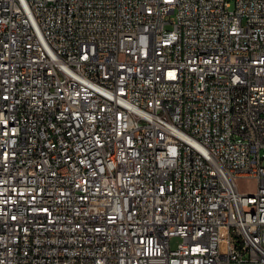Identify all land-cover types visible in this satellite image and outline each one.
<instances>
[{
    "label": "built area",
    "instance_id": "1",
    "mask_svg": "<svg viewBox=\"0 0 264 264\" xmlns=\"http://www.w3.org/2000/svg\"><path fill=\"white\" fill-rule=\"evenodd\" d=\"M0 264H264V0H0Z\"/></svg>",
    "mask_w": 264,
    "mask_h": 264
},
{
    "label": "rangeland",
    "instance_id": "2",
    "mask_svg": "<svg viewBox=\"0 0 264 264\" xmlns=\"http://www.w3.org/2000/svg\"><path fill=\"white\" fill-rule=\"evenodd\" d=\"M232 3V7H233V0H230ZM238 185L240 190L242 191H248V192H253L255 190H257V179L253 178V177H244V178H240L238 179ZM181 241V237H174L171 241V245L172 247H176L177 244Z\"/></svg>",
    "mask_w": 264,
    "mask_h": 264
},
{
    "label": "bare ground",
    "instance_id": "3",
    "mask_svg": "<svg viewBox=\"0 0 264 264\" xmlns=\"http://www.w3.org/2000/svg\"><path fill=\"white\" fill-rule=\"evenodd\" d=\"M260 207V196H253L252 201H248V208Z\"/></svg>",
    "mask_w": 264,
    "mask_h": 264
}]
</instances>
